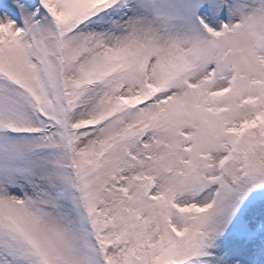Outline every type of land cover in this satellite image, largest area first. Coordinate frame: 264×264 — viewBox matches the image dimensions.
<instances>
[{
    "label": "snow or ice",
    "instance_id": "1",
    "mask_svg": "<svg viewBox=\"0 0 264 264\" xmlns=\"http://www.w3.org/2000/svg\"><path fill=\"white\" fill-rule=\"evenodd\" d=\"M0 264H264V0H0Z\"/></svg>",
    "mask_w": 264,
    "mask_h": 264
}]
</instances>
